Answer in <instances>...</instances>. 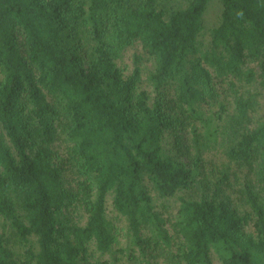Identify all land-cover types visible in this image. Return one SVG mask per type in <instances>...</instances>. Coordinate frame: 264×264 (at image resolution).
Here are the masks:
<instances>
[{"label":"trees","instance_id":"16d2710c","mask_svg":"<svg viewBox=\"0 0 264 264\" xmlns=\"http://www.w3.org/2000/svg\"><path fill=\"white\" fill-rule=\"evenodd\" d=\"M0 264H264V0H0Z\"/></svg>","mask_w":264,"mask_h":264},{"label":"rangeland","instance_id":"374dc122","mask_svg":"<svg viewBox=\"0 0 264 264\" xmlns=\"http://www.w3.org/2000/svg\"><path fill=\"white\" fill-rule=\"evenodd\" d=\"M217 16H218V11L215 10V11L212 13V15H211V19H212L213 21H215V19L217 18ZM127 61H128V63H131V61L129 62V58L127 59Z\"/></svg>","mask_w":264,"mask_h":264}]
</instances>
